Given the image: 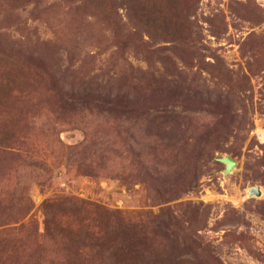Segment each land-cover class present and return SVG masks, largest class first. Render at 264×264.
<instances>
[{
    "label": "rangeland",
    "instance_id": "rangeland-1",
    "mask_svg": "<svg viewBox=\"0 0 264 264\" xmlns=\"http://www.w3.org/2000/svg\"><path fill=\"white\" fill-rule=\"evenodd\" d=\"M178 1L0 0V264H264V0Z\"/></svg>",
    "mask_w": 264,
    "mask_h": 264
},
{
    "label": "water",
    "instance_id": "water-1",
    "mask_svg": "<svg viewBox=\"0 0 264 264\" xmlns=\"http://www.w3.org/2000/svg\"><path fill=\"white\" fill-rule=\"evenodd\" d=\"M218 162L224 164L226 166L225 171H224V175L228 176L230 173H232V171L235 169L237 162L229 157H221L217 159ZM263 195V191L259 186H253L249 189L248 191V197L252 198V197H261Z\"/></svg>",
    "mask_w": 264,
    "mask_h": 264
},
{
    "label": "trees",
    "instance_id": "trees-1",
    "mask_svg": "<svg viewBox=\"0 0 264 264\" xmlns=\"http://www.w3.org/2000/svg\"><path fill=\"white\" fill-rule=\"evenodd\" d=\"M171 1V0H170ZM177 2H179L178 0H176ZM169 2V1H168ZM172 2H175V0H172ZM159 13H161L162 15H165L166 13L167 14H169V15H171L170 16V18L172 17V16H174V10L173 9H164V11H160ZM169 18V17H168ZM169 18V19H170ZM189 42L187 41L186 42V44L185 45H187Z\"/></svg>",
    "mask_w": 264,
    "mask_h": 264
}]
</instances>
